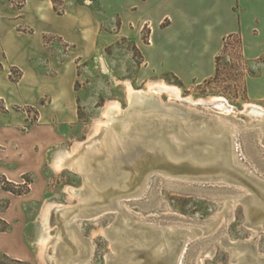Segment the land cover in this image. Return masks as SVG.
Wrapping results in <instances>:
<instances>
[{
    "label": "rangeland",
    "instance_id": "obj_1",
    "mask_svg": "<svg viewBox=\"0 0 264 264\" xmlns=\"http://www.w3.org/2000/svg\"><path fill=\"white\" fill-rule=\"evenodd\" d=\"M11 1L20 13L27 4V0ZM78 1L93 3L101 33L94 49L84 51L80 58L75 59L78 53L67 43L59 44L57 49L58 61L74 64L77 73L79 119L75 124H63L60 123L61 116L46 113V131L34 132L35 140L42 142V148L37 145L36 149L42 150L46 158V192L43 202L23 205L29 222L26 231L32 241L37 242L41 216L45 208L51 206L46 223L49 241L45 248L37 242L35 264H48L46 256H56L55 244H60L59 251L64 254V238H59L61 232L72 238L74 245L75 239L79 242V247L69 248L80 258L76 264H116L112 258L114 240L108 229L117 220L131 229L141 220L154 228L168 230L172 236L187 234L188 246L183 264H240L239 260L246 254L253 258L250 264H264V228L259 229L251 223L252 217L245 202L249 192L224 180L218 184L211 180L188 183L156 172L140 194L133 195L135 189L125 185L110 187L106 191L108 197L112 193H115L112 197L132 194L119 200L120 207L115 211L99 218L76 219L78 229L66 221L73 211L70 208L81 204L79 191L88 181L79 153H86L85 149L89 148L87 153L106 156L103 149L107 148L111 138H120L138 116L145 121L154 116L165 121L174 116L208 121V117L221 114L231 125L238 126L240 164L253 178L254 185L264 189V43L257 45L255 42L260 37L259 30L254 29L250 35L242 29L224 35L214 56L212 74L184 84L174 74L157 72L149 64L147 57L155 61L157 53V59L163 60L165 65L175 63L164 51L148 49L152 35L149 20L146 23L132 12L124 16L118 12L122 7L119 3L107 9L109 3L104 4L101 0ZM56 8L60 9L59 6ZM60 11H64V7ZM43 41L45 45L50 44L53 38L44 35ZM0 71L14 84H18L24 75L20 67L0 65ZM49 73L56 71L50 69ZM175 86L180 88V97L168 89ZM222 97L234 110L225 105ZM43 100L46 104L50 102L48 96ZM218 106H223L230 115L220 112L216 108ZM11 110L24 113L27 118L24 127L19 128L21 134L32 133L30 128L42 121L38 108L9 107L4 99H0V113ZM104 128L110 132L108 136ZM118 145L115 142V146ZM5 148L0 146V149ZM60 151H67L68 158H74V166L64 164L62 169L56 168L54 158ZM134 172L139 175L140 170L135 169ZM5 180L7 182L3 185ZM35 182L36 178L31 174L22 176L19 181L0 175V193L6 196L0 195V233L8 234L13 230V223L6 219L14 216V211H9L12 198L25 200ZM233 197L240 199L229 210L226 222L225 203ZM136 230L142 232L141 229ZM1 248L12 251L8 240L0 239ZM166 251L170 252L168 247ZM55 259L52 264H67L64 259ZM162 260L167 261V258ZM0 263L34 264L1 252Z\"/></svg>",
    "mask_w": 264,
    "mask_h": 264
},
{
    "label": "crops",
    "instance_id": "obj_2",
    "mask_svg": "<svg viewBox=\"0 0 264 264\" xmlns=\"http://www.w3.org/2000/svg\"><path fill=\"white\" fill-rule=\"evenodd\" d=\"M101 1L109 3L107 9L119 3L122 7L118 12L124 16L132 12L146 23L149 20L152 35L148 49L164 51L175 60L165 65L157 59V53L155 61L147 57L149 64L157 72L174 74L184 84L212 74L214 56L224 35L241 29L250 35L258 29L260 37L255 42L264 43V0ZM92 5L78 0H27L20 13L11 0H0V65L24 71L18 84L0 71V99L9 107H36L43 116L37 126L30 128L32 133L21 134L19 128L27 123L24 113H0V146L7 147L0 149V175L13 181L26 174L36 178L25 200L12 198L9 211H14V216L6 219L13 223V230L0 233V239L8 240L12 248H1L0 252L17 260L36 263L38 244L26 231L29 222L23 205L43 202L46 192V158L42 150L36 149L37 145L42 148V142L35 140L34 132L46 131V113L61 116L63 124H75L79 119L77 73L74 64L58 61L57 49L59 44L71 45L78 53L75 59L94 49L101 26ZM57 6L64 7V11ZM44 35L52 37V43L45 45ZM50 69L56 73H49ZM46 96L50 98L48 104L43 100Z\"/></svg>",
    "mask_w": 264,
    "mask_h": 264
},
{
    "label": "water",
    "instance_id": "obj_3",
    "mask_svg": "<svg viewBox=\"0 0 264 264\" xmlns=\"http://www.w3.org/2000/svg\"><path fill=\"white\" fill-rule=\"evenodd\" d=\"M138 117L133 119L135 123L128 126L120 138H111L107 148L103 149L106 156L87 153L89 148L85 149L86 153H79L88 181L84 189L79 191L81 204L70 208L73 211L66 221L71 227L78 229L76 219L99 218L115 211L120 207L119 200L143 192L150 177L159 172L182 182L211 180L213 184H218L224 180L242 186L249 192L245 202L248 214L252 217L251 223L259 229L264 228V189L254 185L253 178L240 164V146L236 134L238 128L217 116L208 117V121L179 119L176 116L169 121L147 116L145 121ZM103 131L107 136L110 134L107 128ZM115 142L119 145L115 146ZM73 161L74 158H70L66 165L74 166ZM135 169L140 170L139 175L134 172ZM116 185L132 187L135 192L116 197H112L115 194L112 193L108 197L106 191ZM239 199L233 197L225 203L226 222L229 210ZM125 215L130 217L128 212ZM108 234L114 240L115 252L112 258L116 264H150L154 261L157 264H183L189 238L185 233L178 237L172 236L168 230L154 228L141 220L136 222L133 229L117 220L108 229ZM59 238H64V254L59 251L60 244H55V257L58 260L64 259L67 264H76L80 258L69 248L79 247L78 240L75 239L74 245L72 238L64 236L63 232ZM166 247L170 252L166 251ZM55 257L46 256L48 264H52ZM165 258L167 261L162 260ZM239 261L240 264H250L253 258L246 254Z\"/></svg>",
    "mask_w": 264,
    "mask_h": 264
},
{
    "label": "bare ground",
    "instance_id": "obj_4",
    "mask_svg": "<svg viewBox=\"0 0 264 264\" xmlns=\"http://www.w3.org/2000/svg\"><path fill=\"white\" fill-rule=\"evenodd\" d=\"M168 89H170L175 95H177V96L180 95V88L179 87L177 88V86H175L173 88L170 87ZM221 99L225 103V105H228V107L231 108V110H234V108L231 105H229L227 103V101L223 97ZM216 108L220 112H223V113H226L227 115H230L229 112L223 106H218ZM217 117L226 120L225 118H223V116L221 114H219ZM226 121H228V120H226ZM228 122H230V121H228ZM232 124L236 128H238V126H236L234 123H232ZM68 157H69V153L67 151H60L59 153H57L55 155V158H54V164H55L56 168L62 169L63 165L66 164V162L70 159ZM50 208H51L50 205L47 207V209L45 208L44 213L41 216V217H43V219H42V223L40 225L39 236H38L37 242L40 245V247H42V248H45L46 244H48V241H49L48 232L46 231V223H47V218H48V215H49Z\"/></svg>",
    "mask_w": 264,
    "mask_h": 264
},
{
    "label": "built area",
    "instance_id": "obj_5",
    "mask_svg": "<svg viewBox=\"0 0 264 264\" xmlns=\"http://www.w3.org/2000/svg\"><path fill=\"white\" fill-rule=\"evenodd\" d=\"M6 182H7V181L5 180V181L3 182V185H5V184H6ZM17 185H18V184H17Z\"/></svg>",
    "mask_w": 264,
    "mask_h": 264
},
{
    "label": "trees",
    "instance_id": "obj_6",
    "mask_svg": "<svg viewBox=\"0 0 264 264\" xmlns=\"http://www.w3.org/2000/svg\"><path fill=\"white\" fill-rule=\"evenodd\" d=\"M0 264H5V263H0Z\"/></svg>",
    "mask_w": 264,
    "mask_h": 264
}]
</instances>
